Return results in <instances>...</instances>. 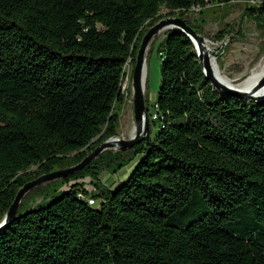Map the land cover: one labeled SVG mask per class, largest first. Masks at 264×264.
Segmentation results:
<instances>
[{"label":"trees","instance_id":"16d2710c","mask_svg":"<svg viewBox=\"0 0 264 264\" xmlns=\"http://www.w3.org/2000/svg\"><path fill=\"white\" fill-rule=\"evenodd\" d=\"M199 3L0 0V219L26 183L118 136L143 36ZM245 16L264 30V2ZM185 21L203 35L204 22ZM232 33L225 25L213 39L241 38ZM159 54L146 139L62 180L90 177L97 204L75 184L17 214L0 231V264H264V101L216 92L184 33L169 30ZM133 157L122 183L101 186V172Z\"/></svg>","mask_w":264,"mask_h":264},{"label":"rangeland","instance_id":"374dc122","mask_svg":"<svg viewBox=\"0 0 264 264\" xmlns=\"http://www.w3.org/2000/svg\"><path fill=\"white\" fill-rule=\"evenodd\" d=\"M264 2V0H262ZM258 6V5H257ZM167 10L162 7L160 15H165ZM185 20L191 23H203V36L209 40L211 44L212 55L216 58V64L220 73L226 79L228 78L233 83H241L253 72L259 71L261 65L264 63V30H259L255 22L245 16L244 3H229L225 7H208L204 8L201 12H187L184 16ZM225 25L233 29L232 34L240 31L241 38H234L229 40L230 43L225 47L222 53V41H214L213 37L218 30ZM165 30L158 34L153 44L149 48L146 61V94L145 100L148 107V113L153 109L151 106L157 97V91L160 85V64L161 57L159 48L161 42L165 39L167 32ZM229 38V37H227ZM224 47V46H223ZM216 54V52H218ZM214 52V53H213ZM222 53V54H221ZM132 65L128 62L125 68V79L123 84L126 101L122 106L120 113V121L118 127V138L129 139L134 134L135 122L133 113V102L131 92V75ZM158 123L156 124V127ZM152 129V128H151ZM154 131V128L152 129ZM138 157H133L121 169L116 172L103 171L100 174V184L105 188H113L122 183L128 175L133 171L138 163ZM63 179L47 182L34 188L28 192L21 203L17 214L22 215L30 210H35L39 207L47 206L48 203L56 201L64 192L62 188L67 181ZM82 186L93 185L90 177L78 179ZM3 220L0 219V222Z\"/></svg>","mask_w":264,"mask_h":264},{"label":"water","instance_id":"95a60500","mask_svg":"<svg viewBox=\"0 0 264 264\" xmlns=\"http://www.w3.org/2000/svg\"><path fill=\"white\" fill-rule=\"evenodd\" d=\"M167 27H170V30L184 33L189 37L196 49L197 57L205 77L208 81H210L212 88L216 92L253 103L264 101V71L260 74L256 82L249 88L241 87L240 83H233L228 78V83H226L223 81L222 76L214 72L212 60L216 64V58L212 55L211 49H207L205 46L208 39H206L203 35L196 33V31L181 17L168 16L162 18L147 30L136 53L135 64L131 75V92L135 122L133 136L129 139L118 138V136L111 137L97 146L78 164L41 175L35 180L26 183L18 190L11 206L5 213L3 220L0 222V231L14 221L22 199L34 188L50 181L73 176L83 170L92 161L97 159L99 155L106 150H111L113 152H126L131 150L134 145L141 143L146 139L150 133V124L148 107L146 106L145 96L142 90L144 65L147 61L149 48L155 37Z\"/></svg>","mask_w":264,"mask_h":264},{"label":"built area","instance_id":"2783aa9c","mask_svg":"<svg viewBox=\"0 0 264 264\" xmlns=\"http://www.w3.org/2000/svg\"><path fill=\"white\" fill-rule=\"evenodd\" d=\"M244 3V4H251L252 6H255V4L263 2L262 0H201V3L193 5L190 7V9H188L189 12H201L204 8H208V7H225L226 4L229 3ZM187 11V12H188ZM229 43V38H225L221 45H222V53L225 50V47L228 46ZM224 46V47H223ZM214 53V52H213ZM218 52H216V54H218ZM221 53V54H222ZM153 106V109H151V111L148 113V115L155 120L156 119V112H154V102L151 105ZM78 185V187L81 189V191L79 192V194H83L82 190H85L88 194L89 197H93L94 198V202L95 204H97V196L99 195V191L96 190V188L93 185L90 186H82V184L80 182H78V180H72L67 182V184H65L62 188V190H66V189H70L73 185Z\"/></svg>","mask_w":264,"mask_h":264},{"label":"bare ground","instance_id":"6f19581e","mask_svg":"<svg viewBox=\"0 0 264 264\" xmlns=\"http://www.w3.org/2000/svg\"><path fill=\"white\" fill-rule=\"evenodd\" d=\"M260 3H257L255 5L257 6ZM168 29H170V27L165 28L162 32H164L165 30H168ZM205 46H206L207 49H210L211 48V44H210L209 40L206 41ZM212 67L214 69V72H216L217 74H219L220 76H222L221 73H220V70L218 68V65L215 64L213 62V60H212ZM263 71H264V63L261 65V68H260L259 71L253 72L251 75H249L245 80H243L240 83V86L241 87H245V88H249L250 86H252L256 82V80L258 79V77L260 76V74ZM222 79H223V81H225L226 83H228V80L225 77L222 76ZM145 83H146V62H145V65H144V71H143V76H142V90H143L144 95L146 94ZM87 202H88V204L90 206L96 205L95 202H94V198L93 197H89L88 200H87Z\"/></svg>","mask_w":264,"mask_h":264},{"label":"crops","instance_id":"0c3cea01","mask_svg":"<svg viewBox=\"0 0 264 264\" xmlns=\"http://www.w3.org/2000/svg\"><path fill=\"white\" fill-rule=\"evenodd\" d=\"M237 3V2H236Z\"/></svg>","mask_w":264,"mask_h":264}]
</instances>
